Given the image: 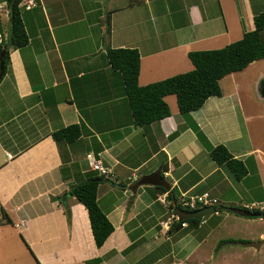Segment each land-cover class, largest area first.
<instances>
[{
  "label": "crops",
  "instance_id": "0c3cea01",
  "mask_svg": "<svg viewBox=\"0 0 264 264\" xmlns=\"http://www.w3.org/2000/svg\"><path fill=\"white\" fill-rule=\"evenodd\" d=\"M218 3V13L213 0H37L26 8L29 43L9 47L0 82V264H208L211 251L192 258L212 229L202 238L188 221L165 229L161 221L173 208L159 196L208 190L221 204L264 210V102H257L264 100V59L223 77L222 95L201 108L183 114L168 95L170 116L137 125L107 57L108 47L137 48L140 85L190 71V51L239 40L264 11V0ZM11 22L0 0V46L9 43ZM252 82L257 97L248 92ZM72 124L80 125L78 139L54 138ZM219 144L246 163L247 176L237 180L211 158L210 146ZM91 151L114 169L98 186L115 227L102 246L86 206L69 193L99 176L86 157ZM157 170L167 186L142 181Z\"/></svg>",
  "mask_w": 264,
  "mask_h": 264
},
{
  "label": "trees",
  "instance_id": "16d2710c",
  "mask_svg": "<svg viewBox=\"0 0 264 264\" xmlns=\"http://www.w3.org/2000/svg\"><path fill=\"white\" fill-rule=\"evenodd\" d=\"M21 1L6 0L12 22L9 43L0 46V63L1 54L4 52L3 75L10 63L9 47L20 48L29 43V35L22 17ZM254 21L255 28L246 31L239 40L217 49L190 51L188 56L194 65L192 70L147 85L139 83L141 54L137 48L108 47L109 63L113 70L122 75L135 123L147 125L170 116L171 109L165 99L168 95H176L179 109L183 114H189L201 108L211 96H221L220 81L223 77L233 72L242 71L256 60L264 59V11L257 14ZM107 31L110 34V18L107 21ZM2 79L3 76H0V82ZM81 133L80 125L72 124L55 131L53 136L57 141L71 142L78 139ZM200 135L208 144L206 136L201 132ZM209 151L211 158L220 165L225 164L235 179L241 180L249 174L246 163L233 156L225 145L210 146ZM99 182L100 176L79 182L70 189L69 193L86 206L96 244L102 246L115 227L98 203ZM171 206L176 210L174 204ZM216 207L217 211L226 208L239 214L238 210L244 208L242 206L222 207V205L219 206V203ZM252 211L258 215L254 217H261L264 214V210L260 208H254ZM3 217H7L5 211H3ZM202 218H181L180 221L172 225L170 230L177 229L183 221L197 224Z\"/></svg>",
  "mask_w": 264,
  "mask_h": 264
},
{
  "label": "rangeland",
  "instance_id": "374dc122",
  "mask_svg": "<svg viewBox=\"0 0 264 264\" xmlns=\"http://www.w3.org/2000/svg\"><path fill=\"white\" fill-rule=\"evenodd\" d=\"M27 2L28 0L22 1L24 5H21L23 7L21 11L23 13V19L26 17V20L28 21L29 13L26 11L25 7ZM213 2L214 11L218 13V0H213ZM235 36V34L231 33L226 41L228 39H232ZM231 42H234V40ZM243 79L248 80V77L244 76ZM249 91H251L250 93L257 97L255 82H252L250 90H248V92ZM257 98V102H262L263 104L264 100L259 99V97ZM221 205L222 207L229 206V204H220L219 202V206ZM237 205L238 207H240V204ZM258 207L260 206L258 205ZM170 213H172V210L170 211ZM203 219L206 220V223H204L201 227H198L199 223ZM201 220L197 224H192V227L197 230L196 234L199 235L198 237H206L208 229L212 230L211 235L206 238V241L203 244V251L202 249L197 251L192 258L193 260H196L197 258H204V255H208L209 251H211L212 258L210 259L208 264H264V243L261 245L260 249H257L255 247H248L238 243L239 241L250 242L242 239L258 237V235L264 233V217H242L236 215L233 212H230L226 208H223L216 213L203 217ZM263 239L264 237L259 238V240ZM223 241L226 242L223 243ZM194 262L196 263V261Z\"/></svg>",
  "mask_w": 264,
  "mask_h": 264
},
{
  "label": "built area",
  "instance_id": "2783aa9c",
  "mask_svg": "<svg viewBox=\"0 0 264 264\" xmlns=\"http://www.w3.org/2000/svg\"><path fill=\"white\" fill-rule=\"evenodd\" d=\"M22 1H21V5L23 4ZM36 5H37L36 0H28L25 7L27 9H30ZM86 157L89 161L91 169L95 170L99 176L105 178H111L114 175L113 167L104 162V160L100 157V153L96 155L94 152L91 151L87 153ZM159 200L168 206L175 204L176 209H181L184 211H195L197 209L207 206L216 207V205L219 203V199L209 191H203L194 194H190L188 192H182L178 195L176 199L171 198L170 192L167 191L163 195L159 196ZM255 206H256L255 204L246 205V208L248 210H252L255 208ZM180 220H181V216L179 215L177 210L172 209V213L161 221V225L165 229L170 230L172 225Z\"/></svg>",
  "mask_w": 264,
  "mask_h": 264
},
{
  "label": "water",
  "instance_id": "95a60500",
  "mask_svg": "<svg viewBox=\"0 0 264 264\" xmlns=\"http://www.w3.org/2000/svg\"><path fill=\"white\" fill-rule=\"evenodd\" d=\"M4 52L1 54V63H0V76H3L4 73ZM264 90V88H262ZM144 183H150L154 185H162V186H167V184L164 182L161 170H157L151 175L145 176L142 180ZM175 205V204H174ZM243 216L247 217H254L258 216L256 213H254L252 210H238ZM217 212V207L215 206H207L203 207L200 209H197L195 211H184L181 209H178V213L181 217L183 218H199V217H205L207 215L213 214ZM264 217V214L261 216ZM239 244L249 246V247H255L257 249H260L261 245L264 243L263 240H258V241H250V242H244V241H239Z\"/></svg>",
  "mask_w": 264,
  "mask_h": 264
}]
</instances>
